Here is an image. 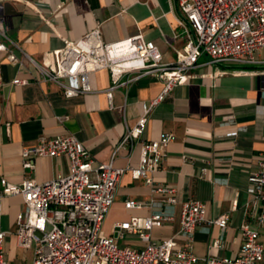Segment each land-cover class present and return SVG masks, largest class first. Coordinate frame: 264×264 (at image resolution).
Segmentation results:
<instances>
[{"label":"crops","instance_id":"0c3cea01","mask_svg":"<svg viewBox=\"0 0 264 264\" xmlns=\"http://www.w3.org/2000/svg\"><path fill=\"white\" fill-rule=\"evenodd\" d=\"M182 19L177 0H0V21L13 42L0 36V44L6 43L18 57L27 55L41 65L49 53L80 40L100 23L106 43L142 34L156 44L164 63H174L175 50L183 51L187 44L179 25ZM260 59L264 61V50ZM0 68L5 82L0 88V180L46 183L68 174L66 157L36 158L34 170L23 168L24 149L43 138L75 136L93 158L94 167L113 161L115 167L126 168L138 164L140 141L150 142L170 133L174 139L154 175V184L175 191L177 203L171 206L175 219L154 229L152 238L174 236L180 230L183 204L195 200L207 206L206 221L194 236L193 250L199 258L237 256L243 243L240 227L245 222L259 232L264 244V226L253 218L248 192L249 176L264 161V63L219 75L218 70L225 67L210 65L209 58L202 56L192 78L173 88L151 113L134 151L121 150L114 160L113 153L127 129L135 127L141 117L143 103L161 95L162 81L144 76L114 90L110 102L107 92L112 81L107 70L91 76L93 93L66 98L58 85L42 81L37 66L27 58L23 66L13 65L7 53L0 52ZM15 79L29 83L16 86L12 83ZM204 168L207 172L203 175ZM167 197L153 193L143 179L136 180L126 172L103 231L113 235L118 244L125 242L123 247L142 249L145 243L138 235L124 232L119 236L115 227L152 215ZM129 201L143 207L128 209ZM24 210L21 197L4 198L2 228L7 232L9 264L17 249L27 250L20 244L17 225ZM225 215L229 224L222 232L210 221ZM218 238H222V246L214 248Z\"/></svg>","mask_w":264,"mask_h":264},{"label":"built area","instance_id":"2783aa9c","mask_svg":"<svg viewBox=\"0 0 264 264\" xmlns=\"http://www.w3.org/2000/svg\"><path fill=\"white\" fill-rule=\"evenodd\" d=\"M177 1L183 15L179 25L187 44L183 51L175 50L174 63H164L156 44L142 34L106 43L100 23L80 40L67 42L64 49L49 53L44 64L24 56L37 66L42 81L58 85L66 98L93 93L90 78L103 70L109 71L112 81L107 92L110 102L114 90L144 76H154L162 81L161 95L143 103L141 117L135 127L127 129L113 153V160L121 150L134 151L136 142L141 140L148 127L151 113L173 88L192 78L191 72L202 56L209 58L210 65L225 67L218 70L219 75L242 72L245 67L264 63L260 61V51L264 50V0ZM34 8L38 10V6L34 5ZM43 20L47 22L44 16ZM0 36L13 44L1 21ZM0 52L7 53L9 63L23 66L24 58L18 57L6 43L0 44ZM233 67L239 69L233 70ZM12 83L23 86L29 80L15 79ZM4 86L0 68V88ZM173 139L172 134L164 133L157 140L140 141L138 164H129L126 168L115 167L113 161L94 167L93 158L75 136L43 138L36 146L25 148L22 154L25 170L36 168V158L66 157L69 172L46 183L34 179L21 184L5 178L0 180V264H9L5 250L7 232L2 228L3 200L8 196L21 197L25 204V210L17 220L18 237L23 248L34 249L33 264H264V244L259 232L248 222L240 227L243 243L237 256H196L194 236L207 216V206L200 201L183 204L180 230L174 236L164 240L152 238L154 229L175 219L171 210L177 203L175 191L154 184V175L161 168ZM128 171L134 179H143L153 193L168 196L158 205L161 209L152 215L134 218L115 227L119 236H124V232L138 235L145 243L142 249L120 247L113 235L108 236L103 231L117 188ZM206 172L204 168L202 174ZM248 181L253 218L259 226H264V161ZM126 207L142 208L143 205L129 201ZM210 223L225 232L229 216H221ZM212 246L220 248L222 238L216 239Z\"/></svg>","mask_w":264,"mask_h":264},{"label":"rangeland","instance_id":"374dc122","mask_svg":"<svg viewBox=\"0 0 264 264\" xmlns=\"http://www.w3.org/2000/svg\"><path fill=\"white\" fill-rule=\"evenodd\" d=\"M16 238V236H15ZM125 242H120V247L124 246ZM34 261V249L23 250L17 249L15 255L12 258L11 264H33Z\"/></svg>","mask_w":264,"mask_h":264}]
</instances>
